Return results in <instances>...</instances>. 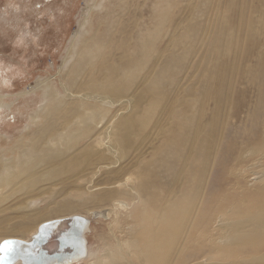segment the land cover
<instances>
[{"label":"rangeland","instance_id":"1","mask_svg":"<svg viewBox=\"0 0 264 264\" xmlns=\"http://www.w3.org/2000/svg\"><path fill=\"white\" fill-rule=\"evenodd\" d=\"M161 1L125 0L121 4V0H0V158L18 156L20 143L22 144L23 140L24 143L29 142L39 132V125L33 126L30 116L44 103V97H48L50 92L47 88L53 90L57 98L73 104L75 97L68 96V93L73 91L70 72L78 67L77 53L85 44L91 45L96 37L110 36L109 30L113 28L114 41L123 40L124 34L117 32V29H123V32L131 30L134 25L129 18L134 17L139 26L134 30L132 48L136 44L137 34H144L147 28L153 27L152 29L156 30L161 27L158 15ZM166 1L169 9L164 30L156 42V51L159 53L158 59H161L158 64H169V68L175 72L172 70L173 76L165 79V83L160 87V94L163 92L171 97L170 100H162V103L167 106L188 103L192 104L190 107L195 111V108L199 109L200 99L204 98L207 100L204 114L208 124L216 104L224 102L217 90L224 87L220 77L223 75L228 80L231 79V89L229 87L230 90L225 92V96H231V116L223 127V139L220 138L221 145L215 158L211 160L206 182L202 185L204 193L202 191L200 194L196 207L198 213L193 220V226L198 228L195 237L202 231L209 232L214 245H217L219 237L224 233L221 228L224 214L219 213V208L227 204L226 200L230 194L237 197L252 193V197H255L261 186V173L264 172V149H261L264 140L261 128L264 127V78L261 76L264 75V0ZM126 7L129 14L123 16ZM121 15L123 20L119 19ZM233 29L238 31L237 40L241 41V52L239 55L236 53L235 61L232 55L219 51L221 46L216 41L219 39L225 42V34L233 33ZM73 41L78 43L74 53L71 50ZM112 56L120 62L123 49L117 50L114 46L105 54L106 64L117 65ZM229 61L235 67L232 73L230 67L233 66ZM161 71H164V67ZM203 71L209 75L205 79L202 77ZM88 81L87 75L80 80L83 83H89ZM216 82L218 84L215 85ZM145 83L138 81L136 85H139L130 95L143 92ZM213 88H216L215 91ZM108 109L112 115H120L125 113L126 108L108 104ZM159 111L160 108L154 116L152 115L154 121L148 131V136L151 137L140 147L139 152L144 156L139 158L137 152L131 151L130 156L121 162V167L130 169V176L127 178L133 177L134 180L132 183H126L128 186L137 182L136 176L144 166L138 168V163L151 162L157 157L152 152L154 148L163 145V133L158 135L154 128ZM163 129H166V126H163ZM23 135L25 137L21 139ZM100 141L102 137L94 144L97 145ZM100 145L101 148L105 147L103 142ZM252 148L261 149L262 153L251 151V154L249 150ZM101 165L94 171L87 170L90 173L86 171L81 174L83 177L79 180L71 179L72 175L62 176L59 182H50L48 177L42 178V184L33 190L32 204L28 209L20 210L21 212L16 208L26 199L23 194H18L14 200L8 201L0 208V227L6 223L8 224L4 225V228L30 224L32 229L25 236L19 232L3 236L4 233L0 231V243L7 238L31 240V236L37 233L38 227L44 222L82 214L90 218L92 224L88 234L89 256L78 264L97 263L110 252L125 253L120 254L123 264H139L133 257L134 252H129L125 245L129 227L137 220L142 208V197L138 193L133 196L129 189L125 190L117 184L115 186L118 187V192H126L127 195L119 196L108 203L98 202L109 195L107 189L110 191L112 187H107L105 181L112 176L110 173L116 172L119 167V164L114 168L107 167L111 164H105V168H101ZM46 174L47 171H37L40 177ZM181 185L186 188V185ZM85 190L87 194L83 196L82 192ZM8 206L14 210L6 209ZM64 207L72 209L68 211ZM99 211H106V216L96 218L94 215ZM199 244L202 242L199 241ZM223 248L222 250L219 247L215 252L229 255V258L214 261L212 264L248 260L253 254L250 248ZM200 249L202 248H193L185 252L184 248L185 253L183 252L184 256L180 261H189L187 264H206L205 257L200 258L204 256ZM203 252L206 256L209 254ZM193 254L195 259L190 261ZM263 254L264 252L260 255ZM108 260L110 259H104Z\"/></svg>","mask_w":264,"mask_h":264},{"label":"bare ground","instance_id":"2","mask_svg":"<svg viewBox=\"0 0 264 264\" xmlns=\"http://www.w3.org/2000/svg\"><path fill=\"white\" fill-rule=\"evenodd\" d=\"M124 1L121 0V4ZM159 6L158 15L161 27L156 30L152 29L153 27L147 28L144 34H137L136 44L132 48L134 30L139 26L134 17L129 18V20L132 19L130 22L132 21L134 25L131 30L123 32V29H117V32L121 31L124 34L123 40L114 41L113 28L109 30L110 36L96 37L91 45L85 44L78 51L79 65L70 72L73 91L69 92L68 96L75 97L72 105L60 97L57 98L54 91L47 88L50 92L48 97H44V103L30 116L32 125H39V132L29 142L24 143L23 140L22 144L20 143L18 156L0 158V208L8 201L14 200L18 194H23L26 199L16 209L18 212L28 209L32 204L33 190L42 184L44 177H48L50 182H59L65 175H72L71 179L79 180L81 174L87 170L94 171L99 164H102L101 168H105L103 167L105 164H111L107 165L109 168H114L119 164V167L116 168L117 171L110 173L112 176L105 181L107 187H112L110 191L107 189L109 195L99 199L98 202L108 203L119 196L127 195L126 192H118V187L115 186L117 184L119 187L123 186L125 190L129 189L133 196L138 193L142 197V208L137 215V220L129 227L125 245L129 252H134L133 257L138 260L139 264H187L189 261H180L184 256V248L185 252L193 248H202L199 251L204 256L200 258L205 257L206 264H212L214 261H223L225 258H229V255L217 254L215 251L219 247L223 250V247L230 246L250 248L254 255H250L248 260L231 261L228 264H264V254L260 255L264 252V172L261 173V186L255 197H252V193L237 197L230 194L228 200L226 197L223 199V201H227V204L219 208L221 211L219 213L224 214L222 217L224 220L221 219V228L224 233L219 237L217 245H214L209 232L202 231L195 237L198 228L193 226V220L198 213L196 207L203 191L202 185L204 186L206 182V174L210 168L211 160L215 158L214 156L221 145L219 143L221 142L220 138L223 139V127L231 116L229 115V108L232 106L231 96L230 98L227 97V94L225 96L226 90L231 89V79L228 80L224 76L225 79L223 75L220 77L224 87L217 90L224 102L216 104L215 112L208 124L204 114L207 100L205 101L204 98L200 99L199 109L195 108V111L190 107L192 104L188 103L180 106H167L162 103V100L171 99L170 95H165L163 92L160 94V87L165 79H170L173 69L169 68V64L165 66L158 64V60L161 59H158L156 42L164 30L169 9L166 0H162ZM127 10L126 7L122 15L129 14ZM122 15L119 19L123 20L124 15ZM249 29L251 28L249 27ZM232 31L234 34L232 32L225 34V42L219 39L216 41L221 46L219 51L232 55L235 61L237 60L236 53L239 55L241 52V41L237 40L238 31L236 29ZM77 44L75 41L71 43L73 53ZM114 46L117 47V50L123 49L121 61L115 60V56H112L117 65L115 63L106 64L105 54ZM105 51L107 52L105 53ZM214 52L216 51L214 50ZM170 63L172 64V61ZM177 64L182 65L183 63ZM229 64L233 66L230 67L232 73L235 71V67L230 61ZM240 66H238V70H240ZM163 67L164 71H161ZM263 69L264 66L262 72ZM173 71L175 72V70ZM206 73L202 72L204 79L209 76ZM84 75H87L89 83L80 82ZM261 76L264 78V75ZM208 79L211 81L210 77ZM138 81L146 82L143 87L144 91L130 95V92L139 85H136ZM216 84L218 83L216 82ZM108 104L124 106L125 113L112 115ZM159 108V118L154 128L158 135L163 133V145L154 148L152 152L157 157L151 162L145 164L140 161L138 163V168L144 166L136 176L137 182L128 186L126 183H132L134 180L133 177L127 178L130 176V169L121 167V162L130 156L131 151L137 152L139 158L144 156L139 150L151 137L148 136V131L154 121L152 115L154 116ZM163 126H166V129H163ZM261 128L264 133V127ZM24 137L25 135L20 138ZM101 137L100 143L105 144L104 148H101L100 143L94 144ZM262 143L261 149L263 150L264 140ZM261 149L252 148L249 152H260ZM42 170L47 171V174L40 177L37 175V171ZM120 176L123 177L120 178ZM181 184L186 185V188ZM103 190L105 191V189ZM85 192L87 191L82 192L83 196L87 194ZM228 207L229 209L226 210ZM8 208L14 210L9 206L6 209ZM64 209L69 211L72 208L64 207ZM6 224H2L0 227V231L4 233L3 236L14 232L25 236L32 229L30 224L4 228ZM199 241L202 244H199ZM203 251L209 254L206 256ZM120 254L124 255L125 253L110 252L104 257V259L110 260L101 259L92 264H123ZM230 254L235 256L233 253ZM88 256L89 249L87 256L82 261ZM193 259H195L194 254L190 256V261Z\"/></svg>","mask_w":264,"mask_h":264},{"label":"water","instance_id":"3","mask_svg":"<svg viewBox=\"0 0 264 264\" xmlns=\"http://www.w3.org/2000/svg\"><path fill=\"white\" fill-rule=\"evenodd\" d=\"M91 224L85 215H72L44 222L31 240L7 238L0 243V264H77L87 256Z\"/></svg>","mask_w":264,"mask_h":264}]
</instances>
